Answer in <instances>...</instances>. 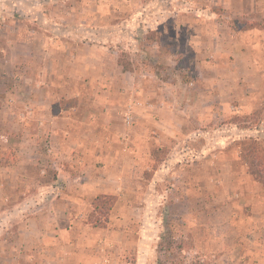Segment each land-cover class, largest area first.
Returning a JSON list of instances; mask_svg holds the SVG:
<instances>
[{"label":"rangeland","instance_id":"obj_1","mask_svg":"<svg viewBox=\"0 0 264 264\" xmlns=\"http://www.w3.org/2000/svg\"><path fill=\"white\" fill-rule=\"evenodd\" d=\"M172 1L0 0V264H264V182L242 152L264 165V107L229 96L240 65L225 64L231 41L264 37V0L183 5L195 24L177 59L159 32ZM201 37L227 68L207 75L226 85L209 101L189 66ZM165 116L175 145L158 141ZM102 188L119 195L94 227Z\"/></svg>","mask_w":264,"mask_h":264},{"label":"crops","instance_id":"obj_2","mask_svg":"<svg viewBox=\"0 0 264 264\" xmlns=\"http://www.w3.org/2000/svg\"><path fill=\"white\" fill-rule=\"evenodd\" d=\"M167 4L170 0H166ZM185 1V0H184ZM183 0H173V5H167L169 7V9L171 10L172 18H173V22L172 23H168L166 17H164L163 19H161V22L159 23V26L161 27V30L159 29L160 32V36L162 37H166V32L167 34L170 33L171 31V36L170 38L175 42V58L177 59L180 55L179 50H181V39L182 37H184V41H190L191 39L189 38V36L187 35V33L190 32V30H192V27H194L193 22L190 21V19L188 17H194L191 16V13H189V15L187 16H183L184 13H182L181 10H184L182 7L183 5L186 6H190L191 8H195L197 11V15L200 16L202 14L207 15V11L211 8L212 5H201L200 3L196 2V0H186L187 2H184ZM240 0H238L239 3ZM222 2H227L228 0H222ZM242 2H244V0H242ZM239 5V4H237ZM263 5H252V8L254 9H259L262 8ZM189 11V10H188ZM191 11V10H190ZM199 21H201L200 17L197 18ZM203 23V22H202ZM156 28V27H155ZM155 28L153 30H155ZM202 29H200V32H198L200 35L202 34ZM196 32V31H195ZM252 33H248V35H246L247 33L244 34V37H242V39H239L238 41H231V44L229 45V48L226 47V54L227 56L225 57V64H229V66L232 67H238V65H240L238 67V71L236 72H231L235 78V74H237L238 76H243L246 77V75L249 74H254V80L253 81H242V80H234V78H231L230 76V86L227 88L229 93V96H231L233 94V92L235 90H237V100L238 103L240 104V106L243 107V111H247V104H249L250 106H254V108L258 109L263 108L264 107V37L262 39L258 38V35H256L255 31H251ZM160 37L159 39V47H160V41H162L163 39ZM191 37H192V32H191ZM205 37V36H204ZM215 38H220L219 34L215 35ZM201 39V41L199 42V40ZM205 40L206 38H199L198 42H196L197 46L196 48H198L199 53H195L197 56V60H193L192 57H190V62H189V66H191V70L192 72L198 74V75H202V77L204 78V81H200L199 83L202 84V87L200 89H202V91L204 92L206 96V100H213V98L215 99L217 96V91L218 90H222L225 86H221L219 88V84L216 83L215 81L209 80L207 78V75H210L211 72H219V70H226L227 68H224L220 65V62L222 61V57H223V51L218 50L217 52L212 53L210 49H207L209 47H207L205 45ZM191 46V44H190ZM192 47V46H191ZM224 47V46H223ZM225 49V47H224ZM223 50V49H222ZM233 56V58L231 57V55ZM213 57V59L211 60H207V57ZM222 56V57H221ZM231 57V58H230ZM258 57V58H256ZM253 58V62L250 61V59ZM243 60V62H237L239 60ZM258 61H257V60ZM231 68V67H230ZM230 70V69H229ZM234 70V69H233ZM237 70V68L235 69ZM231 71V70H230ZM233 79V80H232ZM240 79V77H239ZM209 80V81H208ZM227 83V85H229ZM231 85H233V87H231ZM232 93H231V91ZM219 95H222V93H220ZM229 99V98H226ZM223 100V99H222ZM241 100V101H240ZM229 101H231V99H229ZM229 101H225L227 103H230ZM254 102V103H253ZM258 102L260 105H258ZM224 104V103H223ZM201 113L199 116H197V119L202 121L204 119V117H200ZM177 120H179V117H173V119H171L170 116H165L164 118L161 119V123H164V126L159 125L160 128V134L161 135L160 139H158L159 142H162V140H164L165 142H167L168 140H172L173 141V145H175L176 143H179V141H181V134L180 131H178V128H175V126L173 125V123H176ZM264 122V121H263ZM165 125H168L169 127H171L173 129V131H167V129H165ZM243 131V130H242ZM163 132V133H162ZM183 132V131H181ZM257 132H259L260 135H264V124H262L261 128L257 130ZM184 133V132H183ZM242 134V132H241ZM149 136V135H148ZM158 142V143H159ZM182 144V142H181ZM133 147H131V151L130 154H132L133 156H137L139 155L138 150H134L136 142L133 141L132 143ZM171 147V146H170ZM99 151L95 153V155L101 153H107L103 147H101L100 149H98ZM190 150V149H189ZM229 149H223L222 151H220L218 153V158L223 160V159H230L231 162L235 163V158H233V156H230L228 154ZM232 157V158H230ZM104 160V159H103ZM167 162H164L163 164V168H166L165 164ZM238 180V179H237ZM100 193H107V194H114V195H119V191L117 190H109L108 188H102V189H98L97 192H95L94 196L100 194Z\"/></svg>","mask_w":264,"mask_h":264},{"label":"trees","instance_id":"obj_3","mask_svg":"<svg viewBox=\"0 0 264 264\" xmlns=\"http://www.w3.org/2000/svg\"><path fill=\"white\" fill-rule=\"evenodd\" d=\"M119 62L124 66L125 70H130L132 68L131 63L122 56L119 58ZM254 149V146H245L242 149L243 157L247 160L250 171L253 175L261 182H264V165L262 164V161H259L255 157ZM117 198V195L114 194H98L93 200V211L88 217V223L94 227H105L109 221L111 210L116 203ZM162 247L163 246L161 245V249Z\"/></svg>","mask_w":264,"mask_h":264},{"label":"built area","instance_id":"obj_4","mask_svg":"<svg viewBox=\"0 0 264 264\" xmlns=\"http://www.w3.org/2000/svg\"><path fill=\"white\" fill-rule=\"evenodd\" d=\"M128 121L130 120V115L127 116Z\"/></svg>","mask_w":264,"mask_h":264}]
</instances>
